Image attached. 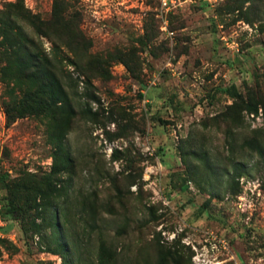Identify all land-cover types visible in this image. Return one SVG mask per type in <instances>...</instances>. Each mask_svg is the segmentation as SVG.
<instances>
[{
    "label": "rangeland",
    "instance_id": "1",
    "mask_svg": "<svg viewBox=\"0 0 264 264\" xmlns=\"http://www.w3.org/2000/svg\"><path fill=\"white\" fill-rule=\"evenodd\" d=\"M18 2L49 34L22 21L74 113L8 123L24 85L0 55V174L47 183L67 247L48 251L51 229L34 233L28 213L0 229V264H264V0H0V12Z\"/></svg>",
    "mask_w": 264,
    "mask_h": 264
},
{
    "label": "trees",
    "instance_id": "2",
    "mask_svg": "<svg viewBox=\"0 0 264 264\" xmlns=\"http://www.w3.org/2000/svg\"><path fill=\"white\" fill-rule=\"evenodd\" d=\"M16 11L0 12V55L6 63V73L11 71V66H18V80L24 90H21L19 102L14 105L4 104V113L7 122L23 117L28 114L42 115L53 118L58 114L65 119L74 113L69 96L63 87L58 73L53 68L51 58L38 47L36 40L26 30L24 23L27 22L36 28L37 33L49 35L41 30L42 22L37 24L35 16H32L22 8L20 2L14 4ZM54 18L60 15L64 21L63 31L70 28V20L62 18L60 10L57 12V3L54 6ZM65 10V9H64ZM23 21V22H22ZM51 22H47L49 24ZM78 30L73 38L66 36L64 46H71L77 39ZM116 59V58H114ZM118 59V58H117ZM120 59H122L120 57ZM225 92L231 96H237L238 92L234 85L225 88ZM57 110V111H56ZM249 145H257L253 140ZM59 154L63 148L59 145ZM255 150L264 160V146H255ZM57 154H55V157ZM54 157L53 173H60L69 166L71 158L66 152L62 155L60 164L57 165ZM46 182L41 180H25L24 178H10L7 172L0 174V201L1 215L4 220H16L17 217H24L33 213L35 218L41 222L34 224V233L40 234L42 229H51L53 246H47L48 251L58 254L67 247L59 236V222L56 214L57 205L52 201L51 189L46 187ZM187 183H183L181 189H187ZM44 223V225L42 224Z\"/></svg>",
    "mask_w": 264,
    "mask_h": 264
},
{
    "label": "built area",
    "instance_id": "3",
    "mask_svg": "<svg viewBox=\"0 0 264 264\" xmlns=\"http://www.w3.org/2000/svg\"><path fill=\"white\" fill-rule=\"evenodd\" d=\"M161 5L163 8H165L167 11L171 8H174L176 6V0H161ZM6 224V221L1 215V201H0V229L4 227Z\"/></svg>",
    "mask_w": 264,
    "mask_h": 264
}]
</instances>
